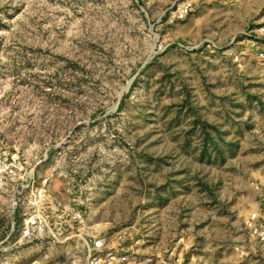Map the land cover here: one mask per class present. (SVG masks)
<instances>
[{
  "label": "rangeland",
  "instance_id": "rangeland-1",
  "mask_svg": "<svg viewBox=\"0 0 264 264\" xmlns=\"http://www.w3.org/2000/svg\"><path fill=\"white\" fill-rule=\"evenodd\" d=\"M181 1L0 0V156L80 215L59 242L6 238L2 194L0 264L83 260L88 237L125 226L200 243L258 214L264 60L246 42L259 43L227 0H190L179 20Z\"/></svg>",
  "mask_w": 264,
  "mask_h": 264
},
{
  "label": "built area",
  "instance_id": "built-area-1",
  "mask_svg": "<svg viewBox=\"0 0 264 264\" xmlns=\"http://www.w3.org/2000/svg\"><path fill=\"white\" fill-rule=\"evenodd\" d=\"M192 10L193 3L190 0H182L174 13L177 19L182 20L190 15ZM244 35L259 43L258 56L264 60V23L248 30ZM21 170L17 158L9 160L0 156V197L2 194L7 197L6 205L10 218L6 238L17 234L20 239H39L41 233L45 232L47 238L59 242L63 226L75 218L79 220L80 215H73L67 206L52 199L47 186H39L33 171L26 173ZM16 214L19 217L18 222L14 218ZM244 227L254 239L264 245V223L258 214H251L244 221ZM134 229L133 226H125L114 232L113 238L118 239L115 241L112 236L88 237V241L84 242L86 255L83 260L75 256L76 252H69L72 258L59 264H155L154 257L147 250L158 244L155 239L160 236V227L142 233H132ZM67 239L66 237L64 240ZM180 242L181 240L178 244ZM176 245L177 243L171 245L167 251L168 263L184 264Z\"/></svg>",
  "mask_w": 264,
  "mask_h": 264
},
{
  "label": "crops",
  "instance_id": "crops-1",
  "mask_svg": "<svg viewBox=\"0 0 264 264\" xmlns=\"http://www.w3.org/2000/svg\"><path fill=\"white\" fill-rule=\"evenodd\" d=\"M227 1L238 17L235 21V30H250L264 22V0ZM190 21L192 23V20ZM246 43L253 53L260 49V46L256 43L249 41ZM33 173L35 176L39 174L38 171H33ZM56 197L59 198V195H56ZM250 208L251 206L244 205V208L239 213H247ZM255 210L264 223V202L258 204ZM14 218L17 222L19 221L18 214ZM246 219L247 216L243 218L239 214L231 223L227 221L231 224V228L223 231V233L214 231L215 229H211V233L207 232L202 235L198 232L197 237L205 239L200 243H195L193 234H189L187 231L183 230V233L178 234L175 232L172 235L168 227L163 225L158 244L148 249L147 252L154 257L155 264H169L167 251L173 238L178 235L181 236V242L176 246L179 250L178 254L184 259V264H264V245L254 239L245 229L243 223ZM9 228L10 223L7 225L8 230ZM198 246L200 248H197Z\"/></svg>",
  "mask_w": 264,
  "mask_h": 264
}]
</instances>
